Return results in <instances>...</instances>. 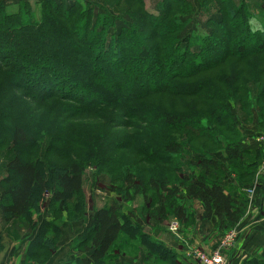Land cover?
<instances>
[{
    "label": "trees",
    "instance_id": "obj_1",
    "mask_svg": "<svg viewBox=\"0 0 264 264\" xmlns=\"http://www.w3.org/2000/svg\"><path fill=\"white\" fill-rule=\"evenodd\" d=\"M38 2L41 15L37 19L33 16L29 18L28 13L24 12L29 9L27 2L23 3L22 9L16 13H7L3 8L0 9V60L3 61V57L4 60H9L6 68L10 70L7 73L16 87L21 83L20 74L32 64L35 70V85H38L39 92L46 96H53L58 91L62 96L72 97L87 111L95 109L101 103L126 110L127 104L131 102L137 105L134 110L140 111L144 106L149 108L146 101L152 94L170 92L174 95L173 93H178V87L182 90L190 89V92L185 93L194 97L193 94L197 96V91L203 84L204 90H207L206 99L219 103L212 104L208 109L214 118L223 117V112L227 109L224 108L225 101H233L234 97L241 106L237 110L238 117L244 121L250 120L251 109L255 105L260 107L259 126L264 127V17H253L246 0H201V12L218 14L221 20L209 21L213 33L197 38L200 53L188 50L194 46L188 38L185 39L188 49L182 52L177 49L179 35L186 25L183 19L194 7L190 0H160L157 5L158 15L148 10L146 0H129L127 4H132L136 10H130L129 22H126L117 34H109V29L113 26L109 17L104 18L102 22L99 20L101 25L92 26L93 9L83 8L79 2L71 5L64 0ZM187 9L189 10L186 11ZM255 9L264 11V0H261ZM252 21L259 23L260 28L252 30ZM13 45L16 48L13 49ZM219 49L226 52L221 60L235 58L238 65H242L250 57H256L260 68L256 79L252 80L245 72H233L222 80L221 76L215 78L216 85L209 80L201 84H175L174 81L194 78L219 65L221 60L210 65L212 56ZM167 70L175 72L174 75H167ZM129 79L133 81L130 86L138 92L130 86L128 88L126 83ZM174 86L176 88H173ZM124 91H130L131 95L124 98V102L117 101L118 95H123ZM255 93H258L257 99ZM99 100L104 102L100 103ZM139 102L143 104H138ZM221 103L225 106L222 107ZM209 113L205 111L201 114ZM225 116L228 119V115ZM238 117L235 118L238 120ZM224 120L220 121L224 123ZM230 121L235 123L232 117ZM222 123L221 127L225 128ZM161 124L173 131L186 132L198 140L207 139L208 131H211L202 127L191 115L171 113L168 110L162 112ZM217 124L219 125V121ZM231 132L237 136L234 129ZM12 144L31 146L23 127L17 125L14 128ZM109 145L106 144V139L99 140L93 153L108 151ZM92 146L90 140L89 147ZM151 151L149 146L142 145V154L147 160L165 165L170 163ZM183 151V146L173 140L166 144L163 153L171 157L180 155ZM224 152L228 163H237L244 172H248V168L255 163L248 167L245 158L249 155L259 156L260 153L259 150L244 149L237 140H228ZM197 157H189V171L184 170L183 166L176 170L180 175L177 182L157 173L144 181L143 178L128 172L125 177L128 192L143 194L145 192L142 188L146 183L154 194V198L151 200L148 196L146 202L148 201L150 208H155L153 217L159 221L171 214L181 225H187L189 211L185 202L190 199L200 205L203 219L207 223L220 231L235 228L245 212L241 192H231L221 182V166L216 159L201 153H198ZM41 164L43 163L24 159L20 155L7 162V176L2 181L3 191L0 193V210L5 222L29 220L31 211L38 209V203L46 191L51 193L50 200L53 205L64 204L82 191L84 168L76 159L67 166L49 170V178L53 179L52 186ZM124 218L117 205L99 209L96 215L89 219L90 239L85 248L88 253L83 252V255L68 264H104L124 232ZM51 221L45 220L43 227L41 226L42 233L31 242L30 259L41 261L49 254L52 241L43 236L46 237L50 233ZM137 228L134 223L129 225L134 239L144 238V232ZM150 244L153 247L151 253L155 257L168 264H183L159 243L152 241ZM242 264H264V251L258 257H251Z\"/></svg>",
    "mask_w": 264,
    "mask_h": 264
},
{
    "label": "rangeland",
    "instance_id": "obj_2",
    "mask_svg": "<svg viewBox=\"0 0 264 264\" xmlns=\"http://www.w3.org/2000/svg\"><path fill=\"white\" fill-rule=\"evenodd\" d=\"M64 1L68 5L79 2L83 8L91 7L94 14L92 26L101 25L99 20L102 22L104 18L109 17L113 23L109 34H117L125 23L129 22L130 10H136L132 4H127L129 0ZM190 1L194 7L183 19L186 25L179 35L177 49L181 52L188 49L185 42L188 38L194 44L188 50L200 53L197 38L212 34L214 30L208 22L219 21L221 16L213 15L211 12L203 14L200 10L201 0ZM246 1L252 10L253 17H264V11L255 9L261 0ZM25 2L29 5V9L24 11L28 13V17L39 18L41 11L38 0H0V9L3 8L7 13H16L22 9ZM159 2L160 0H146L148 10L158 15ZM260 26L259 23L252 21L251 29L256 30ZM246 46L250 49L249 44ZM12 48L16 46L13 45ZM224 51L219 49L212 56L213 61L210 65L214 61L221 60L222 55L226 53ZM255 58L250 57L242 65H238L235 58L224 59L219 65L212 67L213 69L200 73L194 78H182L174 82L175 84L181 82L201 84L209 80L216 85L215 78L221 76L220 80H222L233 72L237 74L245 72L252 80H255L260 69ZM8 61V59L4 60V57L3 61L0 60V66H2L0 71V193L3 191L2 181L7 176L5 166L16 155L43 163L41 166L45 169L50 186L53 185V179L49 178V170L67 166L76 159L84 168V187L80 193L75 194L64 204L55 205L50 200L51 193L46 191L38 203V209L31 211L29 220H14L7 223L2 214L0 222L2 221L5 239L0 236V264L3 259H6L3 264H68L76 257L83 255V252L88 253L85 248L90 239L89 219L95 216L99 209L110 205H117L125 217V227L104 264H168L152 255L153 247L150 244L152 241L166 248L167 252L172 253L183 264H201L196 258L198 254L211 256L219 249L223 250L226 264L239 262L238 259L245 252L252 254L249 258L258 257L261 254V247L264 245V127L259 126L260 107L253 105L251 119L244 121L238 117L237 110L241 106L238 99L233 97V101H225L226 107L221 103L222 107L228 109L223 112V117L214 118L208 109L212 104L219 103L216 100L206 99L207 90H204L202 84L197 91V96L193 94L194 97L185 93L190 92V89L182 90L178 87V93H173L174 95L170 92L152 94L146 101L149 103V108L146 109L144 106L140 111L134 110L137 105L133 102L127 104L126 110H120L118 107L114 108L101 103L104 100H99L101 105L87 111L82 109L72 97L62 96L58 91L53 96L40 93L38 85L36 86L34 82L35 70L32 64L20 74L21 83L19 82V86L16 87L17 85L13 84L7 73L10 70L6 68V63H10ZM174 73L166 71L170 77ZM262 76L264 77V74ZM11 84L14 86L12 87ZM126 84L129 88L133 81L129 79ZM130 88L136 90L133 86ZM255 94L257 99L258 93ZM130 95V91H124L123 95H118L117 101L124 102L123 99ZM164 110L191 115L202 127L211 129L208 131V136L206 135L208 138L198 140L186 132H177L163 127L161 116ZM205 111L209 114H201ZM225 114L228 115V119ZM231 117L235 119V123H231ZM235 117H238V120ZM221 119H225V122L222 123ZM220 122L225 128L221 127ZM17 125L25 129L30 147L12 144L13 130ZM226 127L234 129L237 136L232 135L231 130L229 131ZM105 139L106 144H110L108 151L93 153L95 145L98 146V141ZM90 140L93 143L92 148L89 147ZM173 140L178 141L184 151L180 155L167 157L163 153L164 147ZM228 140L239 141L244 149L260 151L259 156L249 155L245 158V164H248V167L255 162L248 168V172L242 171L244 169H241L237 163H228L224 152L225 143ZM142 145L149 146L152 153L164 157L170 163L165 165L147 160L142 154ZM105 149L107 150V145ZM198 153L216 159L221 166L219 174L221 182L231 192L239 190L243 196L245 212L240 223L233 229L220 231L210 223L211 231L206 229L208 224L203 219L200 205L190 199H186L185 202L189 211L187 225H181L171 214L159 221L153 217L155 208H150L148 201L146 202L148 196L151 200L154 198L153 192L146 183L142 188L145 193L128 192L125 182L128 172L143 178L144 181L157 173L160 176H168L172 182H177L180 175L176 170L183 166L184 170L189 171V157L197 159ZM46 219L52 220V228L43 238L52 241V248L41 261L30 259V244L42 233L41 226L43 227ZM131 223L136 224L140 232H144V238L134 239L129 229ZM233 232L236 236L233 244L221 248L223 239ZM243 262L244 260L239 264Z\"/></svg>",
    "mask_w": 264,
    "mask_h": 264
},
{
    "label": "built area",
    "instance_id": "obj_3",
    "mask_svg": "<svg viewBox=\"0 0 264 264\" xmlns=\"http://www.w3.org/2000/svg\"><path fill=\"white\" fill-rule=\"evenodd\" d=\"M235 238L236 236L234 232L231 234H228L223 239L221 248L231 246L233 242L235 241ZM196 258L201 264H226L224 253H223V250L221 249H219L216 253H214L211 256H206L204 254H198Z\"/></svg>",
    "mask_w": 264,
    "mask_h": 264
},
{
    "label": "crops",
    "instance_id": "obj_4",
    "mask_svg": "<svg viewBox=\"0 0 264 264\" xmlns=\"http://www.w3.org/2000/svg\"><path fill=\"white\" fill-rule=\"evenodd\" d=\"M2 217V212H1V210H0V218ZM1 220V219H0ZM208 225L206 226V229H208L209 231H211L210 230V228H211V225L209 224V223H207ZM0 236L3 238L4 237V239H5V234L3 233V227H2V221L0 222ZM263 244H264V240H263ZM264 251V245L261 247V252H263ZM252 254L251 253H243L240 257V259H238L239 260V262H237V261H234L233 262V264H239L241 261H245L247 258H249L250 256H251ZM6 262V259H3V261H2V264L3 263H5ZM66 263V262H65Z\"/></svg>",
    "mask_w": 264,
    "mask_h": 264
}]
</instances>
